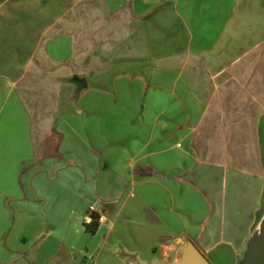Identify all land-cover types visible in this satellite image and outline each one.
<instances>
[{
	"label": "crops",
	"instance_id": "obj_1",
	"mask_svg": "<svg viewBox=\"0 0 264 264\" xmlns=\"http://www.w3.org/2000/svg\"><path fill=\"white\" fill-rule=\"evenodd\" d=\"M263 221L264 0H0V264H238Z\"/></svg>",
	"mask_w": 264,
	"mask_h": 264
},
{
	"label": "water",
	"instance_id": "obj_2",
	"mask_svg": "<svg viewBox=\"0 0 264 264\" xmlns=\"http://www.w3.org/2000/svg\"><path fill=\"white\" fill-rule=\"evenodd\" d=\"M172 264H209V262L192 243L186 241L178 260ZM238 264H264V221L248 241L243 260Z\"/></svg>",
	"mask_w": 264,
	"mask_h": 264
},
{
	"label": "rangeland",
	"instance_id": "obj_3",
	"mask_svg": "<svg viewBox=\"0 0 264 264\" xmlns=\"http://www.w3.org/2000/svg\"><path fill=\"white\" fill-rule=\"evenodd\" d=\"M82 224H84V222H81L80 225ZM70 237L71 239H73L72 235H70ZM85 238L87 239V237ZM85 238L83 237V235L74 236V240L78 242V246L85 245L86 243ZM64 252H65V257L63 258V264H80L81 262L85 264L89 263L88 257L85 255V250L79 251L78 249H73L71 251L70 248H66ZM205 257L210 262V264H232L230 252L224 249L206 254Z\"/></svg>",
	"mask_w": 264,
	"mask_h": 264
},
{
	"label": "trees",
	"instance_id": "obj_4",
	"mask_svg": "<svg viewBox=\"0 0 264 264\" xmlns=\"http://www.w3.org/2000/svg\"><path fill=\"white\" fill-rule=\"evenodd\" d=\"M91 216L93 218V222L89 225H86V226H87L88 232L94 233V232H96L97 227H98V223H97L98 216H97V214H94V213H92Z\"/></svg>",
	"mask_w": 264,
	"mask_h": 264
},
{
	"label": "built area",
	"instance_id": "obj_5",
	"mask_svg": "<svg viewBox=\"0 0 264 264\" xmlns=\"http://www.w3.org/2000/svg\"><path fill=\"white\" fill-rule=\"evenodd\" d=\"M96 214L98 216L97 223L99 224L100 222L103 221V216L100 211H98ZM83 222L85 225H89L93 222V218L92 217L85 218ZM80 264H85V263L81 262Z\"/></svg>",
	"mask_w": 264,
	"mask_h": 264
}]
</instances>
